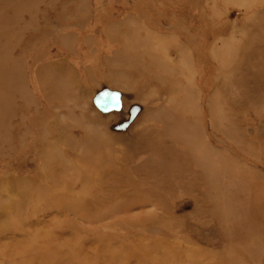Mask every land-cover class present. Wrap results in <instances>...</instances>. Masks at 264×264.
Returning a JSON list of instances; mask_svg holds the SVG:
<instances>
[{
	"label": "rangeland",
	"instance_id": "obj_1",
	"mask_svg": "<svg viewBox=\"0 0 264 264\" xmlns=\"http://www.w3.org/2000/svg\"><path fill=\"white\" fill-rule=\"evenodd\" d=\"M5 209L3 251L46 254L0 264H264V0H0Z\"/></svg>",
	"mask_w": 264,
	"mask_h": 264
},
{
	"label": "bare ground",
	"instance_id": "obj_2",
	"mask_svg": "<svg viewBox=\"0 0 264 264\" xmlns=\"http://www.w3.org/2000/svg\"><path fill=\"white\" fill-rule=\"evenodd\" d=\"M137 3V2H136ZM175 3V2H174ZM189 3V2H188ZM194 5V4H193ZM173 7V6H172ZM205 7V6H204ZM188 8V7H187ZM199 8V7H198ZM207 9V8H206ZM196 10V9H195ZM200 11V10H199ZM257 11V10H256ZM200 13V12H199ZM174 13L172 12V14H171V16L173 15ZM210 14V13H209ZM162 15V14H161ZM164 15H167V14H164ZM184 15V14H183ZM190 16V15H189ZM200 16H202V15H200ZM165 17V16H164ZM191 17V16H190ZM171 18V17H170ZM192 18V17H191ZM197 18H199V17H197ZM205 18V17H204ZM181 19V18H180ZM178 20V19H177ZM183 20V19H182ZM181 21V20H180ZM170 23V22H169ZM169 23L167 24V25H169ZM173 22H171V24H172ZM196 23V22H195ZM206 23H207V20H206ZM205 23V24H206ZM129 24V23H128ZM178 24V23H177ZM159 25V24H158ZM163 25H166V24H163ZM184 26H186V25H184ZM183 26V27H184ZM143 27V26H142ZM173 27H174V25H173ZM177 27V26H176ZM188 27V26H187ZM193 27V26H192ZM210 27V26H209ZM145 28V27H144ZM146 29V28H145ZM180 29V28H179ZM188 29V28H187ZM127 30V29H126ZM173 30V29H172ZM186 30V29H185ZM211 30V29H210ZM189 31V30H188ZM212 31V30H211ZM132 32H134V31H132ZM158 32V31H157ZM193 32H195V31H193ZM159 33V32H158ZM164 33V32H163ZM198 33H199V30H198ZM121 34V33H120ZM157 34V33H156ZM160 34H162V33H160ZM189 34V33H188ZM158 36H159V34H158ZM170 36V35H169ZM161 37H162V35H161ZM167 37V36H166ZM185 37V36H184ZM183 37V38H184ZM164 38V37H163ZM171 38V37H170ZM178 38V37H177ZM182 38V37H181ZM188 39V38H187ZM176 40V39H175ZM186 40V39H185ZM209 40V39H208ZM147 41V40H146ZM150 41V40H149ZM221 41H222V39H221ZM135 42V41H134ZM186 42V41H185ZM188 42H190V41H188ZM187 42V43H188ZM150 43V42H149ZM194 44V43H193ZM203 44V43H202ZM205 44V43H204ZM183 45V44H182ZM204 46V45H203ZM212 46H214V45H212ZM213 48V47H212ZM215 48V47H214ZM210 49H211V47H210ZM210 49H209V52H210ZM186 50V49H185ZM218 50V49H217ZM130 51V50H129ZM134 52V51H133ZM150 52V51H149ZM188 52V51H187ZM213 52V51H212ZM215 52V51H214ZM156 53V52H155ZM189 54V53H188ZM210 54V53H209ZM212 54V53H211ZM214 54V53H213ZM216 54V53H215ZM189 55H191V54H189ZM188 55V56H189ZM196 55V54H195ZM185 56V55H184ZM212 56V55H211ZM214 56V55H213ZM192 57V56H191ZM191 57H189L190 59H191ZM184 58H186V57H184ZM193 59V58H192ZM202 59V58H201ZM135 60H137V59H135ZM184 61V60H183ZM131 63H133V62H131ZM160 63H162L161 61H160ZM182 63V62H181ZM148 65V64H147ZM190 65H191V63H190ZM203 65V64H202ZM87 66V65H86ZM217 66V65H216ZM153 67V66H152ZM192 67V66H191ZM165 68V67H164ZM180 68V67H179ZM226 69V68H225ZM181 70V69H180ZM229 70V69H228ZM190 73V72H189ZM109 75V74H108ZM188 76V75H187ZM104 77H105V75H104ZM108 77V76H107ZM74 78V77H73ZM111 80V79H110ZM156 80V79H155ZM160 81V80H159ZM162 81V80H161ZM160 81V82H161ZM218 81V80H217ZM151 82V81H150ZM158 82V81H157ZM186 82H189V81H186ZM147 84V83H146ZM149 84V83H148ZM187 84H189V83H187ZM130 85V84H129ZM186 85V84H185ZM102 86H107V85H101L100 87H102ZM117 86V85H116ZM149 86H152V85H149ZM148 86V87H149ZM157 86V85H156ZM186 86H188V85H186ZM99 87V88H100ZM108 87H110V86H108ZM153 87V86H152ZM105 88H107V87H105ZM110 88H112V87H110ZM110 88H107V89H109V90H114V89H110ZM149 88H151V87H149ZM155 88V87H154ZM130 89V88H129ZM153 89V88H152ZM188 87H187V91H188ZM78 90V89H77ZM145 90H146V88H145ZM174 90V89H173ZM192 90V89H191ZM120 90H118V92H119ZM149 91V90H148ZM155 91V90H154ZM159 91V90H158ZM186 91V90H185ZM79 92V91H78ZM153 92V91H152ZM194 92L192 91V94H193ZM8 94V93H7ZM120 101H121V107H122V104L124 103L123 102V100L125 101V95H124V93H123V91H121L120 92ZM145 94V93H144ZM143 94V95H144ZM152 94V93H151ZM151 94H150V96H151ZM154 94L156 95V93L154 92ZM183 94H184V92H183ZM189 94V93H188ZM195 94V93H194ZM141 95V94H140ZM146 95V94H145ZM158 95V94H157ZM4 96V95H3ZM142 96V95H141ZM147 96V95H146ZM153 96V95H152ZM188 96H191L190 94L188 95ZM95 99H96V103L94 102L93 103V101H92V108H93V110L98 114V115H105V117H106V115H107V117H106V120L107 119H111L112 117H113V114H112V112L113 113H115V114H117L118 112L117 111H112V110H103V109H101V107H103L104 109L105 108H108V107H111L112 106V103L110 102V100H109V98L108 99H104V98H102V96H101V93H97L95 96ZM94 97H92V100H93V98ZM160 97V96H159ZM4 98V97H3ZM99 98L101 99V101H100V104H99ZM137 94H134V93H131V97H130V99H132V100H137ZM156 98V97H155ZM154 99V98H153ZM109 102V103H108ZM209 106V105H208ZM207 106V107H208ZM90 108H91V106H90ZM144 109H147L146 107H141V109L139 110V112L138 113H136V114H134V121H137L138 119H140L142 116L141 115H143V112H144ZM58 113V112H57ZM112 114V115H111ZM144 114H146V112H144ZM109 115V116H108ZM116 116V115H115ZM95 117V116H94ZM93 117V118H94ZM147 117V116H146ZM104 119V118H103ZM114 119V118H113ZM147 119H149V118H147ZM147 119H145V120H147ZM102 120V119H101ZM141 120V119H140ZM144 120V121H145ZM108 121V120H107ZM143 121V122H144ZM149 121V120H148ZM109 122V121H108ZM142 122V123H143ZM194 122V121H193ZM110 123V122H109ZM144 124H145V122H144ZM191 125L193 124L192 123V119H191V123H190ZM195 124V123H194ZM189 126V125H188ZM59 127V126H58ZM109 127H111V129H110V131H113V132H115V130L116 129H120L119 127H117V126H114V122L113 123H110V125L108 126V128ZM140 127V126H139ZM146 128V127H145ZM155 129V128H154ZM188 129V128H187ZM58 130V129H57ZM121 130V129H120ZM134 130H135V128H134ZM139 130V129H138ZM143 130H145V129H143ZM153 130V129H152ZM104 131V130H103ZM136 131V130H135ZM195 132H196V130H194ZM150 132V131H149ZM148 132V133H149ZM152 132V131H151ZM115 133H118V132H115ZM132 133H134V132H132ZM137 133V132H136ZM138 133H140V132H138ZM138 133H137V135H138ZM155 133L156 132H153V134L155 135ZM135 134V133H134ZM152 134V133H151ZM153 134H152V136L151 137H154L153 136ZM157 134V133H156ZM165 134V133H164ZM120 135H122V134H120ZM141 135V134H140ZM144 135V134H143ZM143 135H141V136H143ZM111 136H112V138H114L115 136H113L112 134H111ZM111 136L109 137V138H111ZM139 136V135H138ZM150 136V135H149ZM196 136V135H195ZM2 137V136H1ZM4 137V136H3ZM119 138V137H118ZM117 137L115 138V140H117L118 139ZM121 138H122V136H121ZM106 139V138H105ZM108 139V138H107ZM196 139V138H195ZM131 140V139H130ZM198 140V139H197ZM105 141V140H104ZM109 142V141H108ZM186 142V141H185ZM193 143V142H192ZM50 144V143H49ZM46 147V146H45ZM4 153V152H3ZM206 153V152H205ZM193 157V156H192ZM204 157V156H203ZM206 157V156H205ZM205 157L203 158V159H205ZM111 159V158H110ZM196 159V158H195ZM208 159V158H207ZM211 159V158H210ZM8 161V160H7ZM169 161V160H168ZM177 161H179V160H177ZM176 161V162H177ZM201 161V160H200ZM204 161V160H203ZM209 161V160H208ZM69 162V161H68ZM190 162V161H189ZM202 162V161H201ZM206 162H207V160H206ZM177 163H179V162H177ZM61 164V163H60ZM57 165V164H53L52 165V169L50 170V174H51V177H53V176H58L59 174H60V172H61V170H63L64 169V165ZM176 164V163H175ZM206 164H208V163H206ZM86 165V164H85ZM181 165V164H180ZM188 166H189V164H187ZM64 166V167H63ZM208 166H210V165H208ZM47 167V166H46ZM49 168H50V166H49ZM76 168V167H75ZM131 168V167H130ZM189 168V167H188ZM181 169V168H180ZM184 169V168H183ZM208 169H209V167H208ZM207 169V170H208ZM212 169V168H211ZM202 170V169H201ZM204 170V169H203ZM202 170V171H203ZM210 170V169H209ZM60 171V172H59ZM65 171V170H64ZM64 171H62V172H64ZM95 171V170H94ZM110 171V170H109ZM205 172H207L206 170H204ZM4 172H6V170L4 171ZM44 172V171H43ZM61 172V173H62ZM69 172V171H68ZM76 172V171H75ZM90 173V172H89ZM109 173V172H108ZM204 174H207V173H204ZM78 175V174H77ZM43 176V175H42ZM92 176H93V174H92ZM181 176V175H180ZM17 178V177H16ZM43 178H44V176H43ZM77 178V177H76ZM98 178V177H97ZM212 178V177H211ZM13 179V178H12ZM20 179V178H19ZM48 179H50V178H48ZM61 179H63V178H61ZM71 179H73V178H71ZM21 180V179H20ZM93 180V179H92ZM12 181V180H11ZM11 181H10V183H11ZM18 181V180H17ZM21 182V181H20ZM68 182V181H67ZM130 183H133V181H129ZM84 183H85V185H87L86 184V181H84ZM203 183V182H202ZM8 184H9V182H8ZM12 184H14V182L12 183ZM66 184V185H65ZM105 184V183H104ZM114 184V183H113ZM64 185L65 186H68L69 185V183H64ZM82 185V183L80 184V185H78V187L79 186H81ZM84 185V186H85ZM135 185V184H134ZM184 185V184H183ZM83 186V185H82ZM58 187V186H57ZM77 187V188H78ZM131 187H134V186H131ZM208 187V186H207ZM67 189H68V187H66ZM76 188V189H77ZM80 188H82V187H79V189ZM87 188V187H86ZM113 190H114V188H115V185L114 186H112L111 187ZM54 189V188H53ZM66 189V190H67ZM75 189V190H76ZM107 189V188H106ZM64 191V190H63ZM68 191V190H67ZM72 191V190H71ZM78 191V190H77ZM85 192H86V190H84ZM98 192V194H96V192H95V194L96 195H100V197H101V194H99L100 192H101V190H97ZM109 191H110V188H109ZM51 192H54V191H51ZM61 192V191H60ZM87 192H89V191H87ZM215 192V191H214ZM221 192V191H220ZM67 193H69V192H67ZM66 193V194H67ZM91 193V192H90ZM106 193V192H105ZM52 194V193H51ZM84 194V193H83ZM86 194V193H85ZM94 194V195H95ZM117 194V193H116ZM56 195V194H55ZM63 195V194H62ZM91 196L93 195V194H90ZM93 195V196H94ZM103 195V194H102ZM67 196H69V195H67ZM83 196V195H82ZM88 196V195H87ZM107 196V198H109V195H106ZM55 197H57V196H55ZM61 198H63V196L61 197ZM66 198V197H65ZM64 198V199H65ZM75 198V197H74ZM74 198H71V200H73ZM99 198V197H98ZM102 198V197H101ZM117 198H119V197H117ZM222 198V197H221ZM64 199H61V201L60 202H57V203H55L54 205H59V208L60 209H63V210H67V212H74V211H76L77 209H80V207H79V204H81V203H76V202H78V201H76V202H73V201H68L69 199H70V197H69V199L67 198L66 200L68 201V202H66V201H63ZM97 199V198H96ZM58 200V199H57ZM107 200V199H106ZM118 200V199H117ZM143 200V199H142ZM84 201V200H83ZM144 201H147V199L145 200L144 199ZM143 201V202H144ZM150 201V200H149ZM37 202V201H36ZM86 202V201H85ZM114 203H115V201H113ZM119 201H117V203H118ZM127 202V201H126ZM116 203V204H117ZM140 203H142V202H140ZM99 204H100V202H99ZM108 204V208H111V204L110 203H107ZM86 205H88V203H85V206ZM155 205V204H154ZM221 205V204H220ZM4 206V205H3ZM26 206H27V204H26ZM83 206L84 205H82V207H81V209L83 208ZM113 206V205H112ZM123 206H125V204L123 205ZM129 206V205H128ZM127 206V207H128ZM148 206V205H147ZM115 208V207H114ZM123 208H125V207H123ZM23 209H25V208H23ZM71 209H73V210H71ZM83 209H85V208H83ZM112 209H113V207H112ZM118 209V208H117ZM26 210V209H25ZM25 210H23V211H25ZM127 210V209H126ZM218 210V209H217ZM17 211V205L15 204L14 205V209H13V211L11 212V213H14V212H16ZM29 211V210H28ZM28 211L26 210V212L28 213ZM78 211V210H77ZM85 211V210H84ZM84 211H81V212H84ZM113 211V210H112ZM123 211V210H122ZM85 212H87V211H85ZM150 212V211H149ZM148 212V213H149ZM74 213H76V212H74ZM4 214V218H5V222L8 220V217H9V215H8V213H6V209H5V213L4 212H1L0 213V218L2 217V215ZM22 214H24L23 212H22ZM107 214V213H106ZM122 214V213H121ZM80 215V214H79ZM82 215V214H81ZM23 216V215H22ZM104 216V215H103ZM137 216V215H136ZM136 216H133V217H136ZM139 216H143V215H139ZM144 216H146V214L144 215ZM12 217V216H11ZM24 217V216H23ZM84 217V216H83ZM85 217H86V215H85ZM97 217V216H96ZM95 217V218H96ZM99 217V216H98ZM16 218H17V216H16ZM87 218V217H86ZM165 218V217H164ZM20 219V218H19ZM18 220V219H17ZM86 220V219H85ZM92 220H94V218L93 219H88V220H86V221H92ZM133 222H142V221H148L147 220V218L145 217V218H142V217H137L136 219H134L133 218ZM158 221L159 220H162V219H157ZM165 220V219H164ZM221 221V220H220ZM72 222V221H71ZM108 223V222H107ZM74 224V223H73ZM111 224H112V222H111ZM108 225H109V223H108ZM107 225V226H108ZM117 225V224H116ZM104 226V225H103ZM107 226H105V227H107ZM72 227H74V226H72ZM80 227H82V226H80ZM104 227V228H105ZM110 227V226H109ZM108 228V227H107ZM172 228V227H171ZM75 230H77V229H75ZM74 230V231H75ZM78 231H81V233L84 231H82V229L80 228H78ZM98 230H96L95 232H97ZM36 232V231H35ZM75 233V232H74ZM80 233V232H79ZM93 234H95L94 232H92ZM91 233V234H92ZM98 234L100 233V232H97ZM81 235V234H80ZM27 236V235H26ZM140 236V235H139ZM114 237V236H113ZM25 238V237H24ZM30 238V237H29ZM45 238V237H44ZM137 238V237H136ZM110 239V238H109ZM140 239V238H139ZM145 240H147V239H145ZM49 241V240H48ZM84 242V241H83ZM105 242V241H104ZM30 243V242H29ZM77 243V242H76ZM88 243H90V242H88ZM103 243V242H102ZM101 243V244H102ZM175 243H176V241H175ZM178 243V242H177ZM73 244H75L74 242H73ZM116 244H117V242H116ZM155 245H156V243H154ZM78 245V244H77ZM191 245V244H190ZM23 247V246H22ZM45 247V246H44ZM96 247V246H95ZM110 247V246H109ZM135 247H136V244H135ZM141 247V246H140ZM167 247V246H166ZM16 248V247H15ZM67 248H69V247H67ZM78 248H80V247H78ZM90 248V247H89ZM94 248V247H93ZM104 248V247H103ZM144 248V247H143ZM172 248V247H171ZM177 248V247H176ZM24 249V248H23ZM92 249V248H91ZM140 249V248H139ZM147 249H148V247H147ZM146 249V250H147ZM172 249H174L175 250V248H172ZM172 249H168V250H172ZM185 249V248H184ZM188 249H191V248H188ZM71 250V249H70ZM69 250V251H70ZM86 250H87V248H86ZM100 250V249H99ZM167 250V249H166ZM3 248L0 246V257H5V258H9V260H14V258H15V256H16V254H18L19 256H21V255H29V256H31V255H33V256H43L42 254H46L43 250H38L36 247H30L29 245L28 246H26V248L24 249V251L22 252L21 251V249H20V251H17V250H13L12 249V251H10V252H5V251H3ZM69 251H67V252H69ZM84 251V250H83ZM149 251V250H148ZM177 251V250H176ZM175 251V252H176ZM49 252V251H48ZM66 252V251H65ZM71 252V251H70ZM88 252V251H87ZM145 252V251H144ZM167 252V251H166ZM173 251H171V253H172ZM188 252V251H187ZM52 253V252H51ZM59 253V252H58ZM63 253V252H62ZM61 253V254H62ZM100 253H101V251H100ZM103 253V252H102ZM164 253H165V251H164ZM84 254V253H83ZM105 254V253H104ZM144 254V253H143ZM163 254V253H162ZM168 254H170V253H168ZM176 254V253H175ZM174 254V255H175ZM196 254V253H195ZM55 255V254H54ZM59 255H60V253H59ZM71 255H72V253H71ZM113 255H115V254H113ZM146 255V254H145ZM156 255H158V254H156ZM164 255H166V253L164 254ZM60 256H64L65 258H66V254L65 255H60ZM76 256H78V255H76ZM84 256H86L85 254H84ZM94 256V255H93ZM103 256H105V255H103ZM107 256V255H106ZM161 256H163V255H161ZM171 256V255H170ZM102 257V256H101ZM146 257V256H145ZM149 257V256H148ZM159 257V256H158ZM165 257V256H164ZM163 257V258H164ZM174 257V256H173ZM180 256H178V258H179ZM181 257H183V256H181ZM189 257V256H188ZM194 257H196V256H194ZM33 258V257H32ZM32 258H31V261L30 260H28V261H30V262H32ZM53 258V257H52ZM55 258V257H54ZM58 258V257H57ZM93 258V257H92ZM91 258V259H92ZM106 259H107V257H105ZM112 258V260H113V257H111ZM139 258H140V256H139ZM144 258V257H143ZM150 258V257H149ZM148 258V259H149ZM154 258H155V256H154ZM162 258V257H161ZM60 259V258H59ZM84 259V258H83ZM86 259V258H85ZM90 259V261L92 262L93 260H91ZM155 259H157V258H155ZM159 259V258H158ZM167 259V260H166ZM166 259H164V260H166V261H168V257L166 258ZM46 260V259H45ZM58 260V259H57ZM70 260V259H69ZM76 260V259H75ZM94 260H96V259H94ZM145 260V259H144ZM150 261H151V258L149 259ZM149 260H147V261H149ZM163 260V259H162ZM161 260V261H162ZM163 260V261H164ZM182 260V259H181ZM188 260V259H187ZM7 261V260H6ZM60 261V260H59ZM80 261V260H79ZM83 261V260H82ZM119 261V260H118ZM135 261V260H134ZM30 262H27V263H30ZM44 262V261H43ZM46 262V261H45ZM44 262V263H45ZM58 262V261H57ZM63 262V261H62ZM61 262V263H62ZM67 262V261H66ZM66 262H65V264H66ZM84 262V261H83ZM96 262V261H95ZM111 262V261H110ZM115 262V261H114ZM145 262H146V260H145ZM153 262V261H152ZM176 262H177V260H176ZM13 263H14V261H13ZM71 263H73V262H71ZM88 263V262H87ZM120 263V262H119ZM164 263V262H163ZM53 264V263H52ZM59 264V263H58ZM68 264V263H67ZM74 264V263H73ZM104 264V263H103ZM118 264V263H117ZM153 264V263H152ZM174 264V263H173ZM184 264V263H183ZM195 264V263H194Z\"/></svg>",
	"mask_w": 264,
	"mask_h": 264
},
{
	"label": "water",
	"instance_id": "obj_3",
	"mask_svg": "<svg viewBox=\"0 0 264 264\" xmlns=\"http://www.w3.org/2000/svg\"><path fill=\"white\" fill-rule=\"evenodd\" d=\"M99 93H101V96L102 95H104L105 96V98H109L110 100H111V103H112V106L111 107H108V108H103V107H101V109H103V110H112V111H119L120 109H121V101H120V92H118V91H115V90H109V89H107V88H102V90H100V92ZM93 103L95 102L96 103V99H95V97L93 98ZM100 101H101V99L99 98V104H100ZM133 106H136V107H139V105H133ZM121 123H119V125H120ZM129 124V116H128V118H127V120L123 123V124H121L120 126H119V128L120 129H124L127 125Z\"/></svg>",
	"mask_w": 264,
	"mask_h": 264
}]
</instances>
